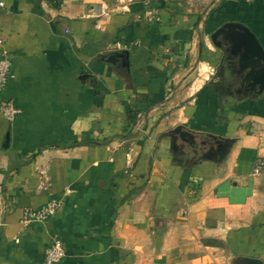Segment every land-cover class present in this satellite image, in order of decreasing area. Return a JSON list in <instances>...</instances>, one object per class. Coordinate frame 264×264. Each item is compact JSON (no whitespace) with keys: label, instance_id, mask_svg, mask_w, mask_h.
Masks as SVG:
<instances>
[{"label":"crops","instance_id":"0c3cea01","mask_svg":"<svg viewBox=\"0 0 264 264\" xmlns=\"http://www.w3.org/2000/svg\"><path fill=\"white\" fill-rule=\"evenodd\" d=\"M0 1L21 109L0 111V264H44L55 240L58 264L264 262V94L229 73L221 94L211 39L238 21L264 46V0ZM179 126L235 143L174 150Z\"/></svg>","mask_w":264,"mask_h":264},{"label":"water","instance_id":"95a60500","mask_svg":"<svg viewBox=\"0 0 264 264\" xmlns=\"http://www.w3.org/2000/svg\"><path fill=\"white\" fill-rule=\"evenodd\" d=\"M211 39L221 50H228L231 59L245 69L243 85L247 94L255 98L261 97L264 94V46L253 30L245 23L229 21L220 26L211 35ZM175 132L179 135L173 136V149L179 150L181 147L185 153L187 150L206 149L209 146V152L223 159L235 143V138L213 133L197 135L185 126H179ZM198 136L204 138L200 143L197 141ZM249 264L264 262L254 259L249 260Z\"/></svg>","mask_w":264,"mask_h":264},{"label":"built area","instance_id":"2783aa9c","mask_svg":"<svg viewBox=\"0 0 264 264\" xmlns=\"http://www.w3.org/2000/svg\"><path fill=\"white\" fill-rule=\"evenodd\" d=\"M0 6H4V2L0 1ZM12 76V61L7 53L4 51L0 58V111L3 116L13 121L21 109L16 106L12 100L3 98V92L7 87L8 81ZM264 172V158H258L255 162L253 173L260 175ZM60 202L57 199L51 200L45 206L36 209L28 210L25 213V221H45L57 211ZM65 257V249L60 240L53 241L45 252L44 264H58Z\"/></svg>","mask_w":264,"mask_h":264},{"label":"flooded vegetation","instance_id":"af4514ba","mask_svg":"<svg viewBox=\"0 0 264 264\" xmlns=\"http://www.w3.org/2000/svg\"><path fill=\"white\" fill-rule=\"evenodd\" d=\"M226 48H228V44H226ZM223 61L222 64L219 66L217 70V76L219 80L217 81V87L220 90L221 94L226 96L228 95V87H235L233 84L230 82L228 84V73L231 76H234L236 78V82L238 85L235 87V92L237 95L240 96L242 95L243 92L246 90L244 89L245 86L243 85V82L245 80L244 75H245V69L241 66H236L235 68H229L228 66V58H231L230 54L228 53V50L224 52L223 54ZM244 89V90H243Z\"/></svg>","mask_w":264,"mask_h":264}]
</instances>
